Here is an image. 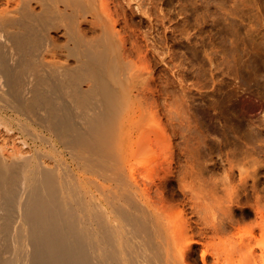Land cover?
<instances>
[{
  "label": "bare ground",
  "instance_id": "bare-ground-1",
  "mask_svg": "<svg viewBox=\"0 0 264 264\" xmlns=\"http://www.w3.org/2000/svg\"><path fill=\"white\" fill-rule=\"evenodd\" d=\"M124 1L0 0V264H264L259 168L203 103L202 2Z\"/></svg>",
  "mask_w": 264,
  "mask_h": 264
},
{
  "label": "rangeland",
  "instance_id": "rangeland-1",
  "mask_svg": "<svg viewBox=\"0 0 264 264\" xmlns=\"http://www.w3.org/2000/svg\"><path fill=\"white\" fill-rule=\"evenodd\" d=\"M130 1L138 7V1ZM181 1H167L166 7L175 10L172 11L174 19L179 18L175 13L182 4L191 6L192 0ZM200 2L203 9V103L216 104L221 132L233 141L236 163L259 168L260 188H264V0ZM191 44L189 40V46ZM189 49L185 55L190 68L192 53ZM220 152H224L223 144H220ZM240 209L236 211L237 229H251L257 221L252 207L248 217L242 215Z\"/></svg>",
  "mask_w": 264,
  "mask_h": 264
}]
</instances>
